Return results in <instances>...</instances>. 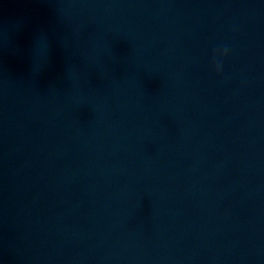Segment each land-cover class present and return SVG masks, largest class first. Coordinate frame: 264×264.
Returning <instances> with one entry per match:
<instances>
[{"label":"water","instance_id":"95a60500","mask_svg":"<svg viewBox=\"0 0 264 264\" xmlns=\"http://www.w3.org/2000/svg\"><path fill=\"white\" fill-rule=\"evenodd\" d=\"M28 264H264V0L129 1Z\"/></svg>","mask_w":264,"mask_h":264},{"label":"clouds","instance_id":"9594fccd","mask_svg":"<svg viewBox=\"0 0 264 264\" xmlns=\"http://www.w3.org/2000/svg\"><path fill=\"white\" fill-rule=\"evenodd\" d=\"M216 71L219 73V71H220L219 66L216 67Z\"/></svg>","mask_w":264,"mask_h":264}]
</instances>
